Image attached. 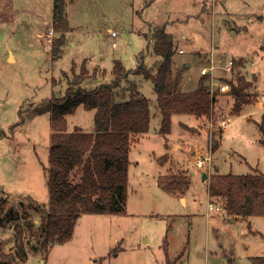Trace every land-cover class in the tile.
Returning a JSON list of instances; mask_svg holds the SVG:
<instances>
[{"label": "rangeland", "instance_id": "rangeland-1", "mask_svg": "<svg viewBox=\"0 0 264 264\" xmlns=\"http://www.w3.org/2000/svg\"><path fill=\"white\" fill-rule=\"evenodd\" d=\"M108 1L106 25L111 29L101 31L100 45L95 47L96 60L107 73L100 80L82 82L84 87L110 82L114 51L122 50L127 67L135 66L138 52H150L144 62L153 67L159 59L152 53L154 40L149 42L135 29L154 36L155 29L165 25L174 34V69L190 64L197 77L202 67L214 64L215 77L228 81L239 72L253 81L252 101L237 115L232 111L233 95L214 93L209 115L196 119L192 114H175L164 137L159 133L161 114L153 85L141 79L139 87L152 101L151 118L146 136L132 145L129 154L126 213H84L69 240L49 250L42 248V217L34 205L48 200L44 165L49 154V99L64 94L68 81L79 73L72 60L79 63L94 44L84 42L79 49L67 44L61 57H52L50 41L57 33L51 27L48 36L45 27L53 18V0H0V260L3 264H164L166 239L171 257L184 247L178 264H257L253 257L264 256V216L228 220L223 208H208L209 202L222 204L208 197L207 185L215 171L264 173L259 128L264 123V0H147L140 13L134 7L145 0ZM82 3L87 6L88 1ZM78 6L83 16L87 9ZM99 11L93 14L100 15ZM97 15L92 24L98 27ZM143 19L151 21L149 26ZM82 22L76 17L71 21ZM112 31L117 35L111 36ZM82 33H72L68 39L78 42ZM229 59L231 71L223 70ZM119 82L117 91L132 85L128 80ZM67 121L70 128L94 129V113L83 107ZM164 154L161 163L158 158ZM204 154L209 159L195 167L194 159ZM186 172L192 181L185 204L184 198L181 201L159 188L157 177Z\"/></svg>", "mask_w": 264, "mask_h": 264}, {"label": "trees", "instance_id": "trees-1", "mask_svg": "<svg viewBox=\"0 0 264 264\" xmlns=\"http://www.w3.org/2000/svg\"><path fill=\"white\" fill-rule=\"evenodd\" d=\"M52 9V28L62 32L69 30L65 0H53ZM63 42L64 33L52 41V56L58 54ZM174 51L171 34L165 30V25L159 26L154 32L153 52L162 59L155 73L140 64L133 70L153 82L161 114L159 133L164 137L170 133L173 114H192L200 119L209 115L215 101L206 74L199 77L193 90L179 88L185 65L173 70ZM122 68L121 63L115 61L114 80L86 90L81 87V82L88 71L82 63L79 73L73 74L74 78L68 81L64 94L60 97L51 95L49 99V154L44 165L48 200L34 205L42 217V248L49 250L53 245L69 240L78 218L84 213H126L129 154L139 136L148 131L151 115L148 99L138 95L133 86L124 100L116 94L114 89L124 74ZM220 80L230 85V94L234 97L232 111L238 115L242 106L252 101L253 81H247L239 72L230 81ZM51 83L54 86V82ZM80 105L85 110H94L93 131H83L78 126L68 129L66 115L73 114ZM259 128L263 135L260 141L264 145L263 121ZM217 147L215 142L213 148ZM190 184V175L184 173L160 174L157 178L159 188L172 195H184ZM207 187L209 197L221 201L226 216H264V173L261 171L247 174L215 171L209 176ZM2 219L0 217V224ZM163 247L164 264H175L183 255L184 247L171 257L166 239ZM20 254L26 258L23 249ZM253 260L264 264V256H255ZM0 264H3L1 260Z\"/></svg>", "mask_w": 264, "mask_h": 264}, {"label": "crops", "instance_id": "crops-1", "mask_svg": "<svg viewBox=\"0 0 264 264\" xmlns=\"http://www.w3.org/2000/svg\"><path fill=\"white\" fill-rule=\"evenodd\" d=\"M85 0H65V8H66V13H67V20H68V24H69V30H67V31H64V32H62V31H58V30H55L54 28H53V30H54V32L55 33H57V36H59L61 33H64V42H63V44L60 46V48H59V52H58V54L56 55V56H52V54H51V44H52V40L50 41V50H49V53L51 54V56L52 57H61V55H62V53H63V50H64V48H66V46H67V44L68 45H70V46H77V48L79 49V48H81V46L84 44V42H91V43H93L94 44V49L92 48L91 50H89V52H87L86 51V55L85 56H83V57H81V60H80V62L79 63H77L76 61H74V60H72V64L73 63H75V71L76 72H79V68H80V66H81V64H82V62L85 60L86 61V64H85V66H86V69H87V71H88V76H90V77H87V78H85L82 82L84 83V82H87L89 79H91L92 78V80H100V78H101V76H103L104 74H106L107 73V69H106V67L105 66H103L102 64H101V62L100 61H98V60H96L97 59V54L96 53H98V51L96 50V46L97 45H100L99 44V42H100V40H99V37H100V33H101V31L102 30H104V31H109L111 28H110V26H108V25H106L107 23H108V13H107V10H108V8H109V1L108 0H86V1H88V3H87V6L86 5H84L82 2H84ZM112 1H114V0H112ZM147 2V0H145V2H142L138 7H134V8H136V12L137 13H140L139 11H143V9L145 8V5L147 4L146 3ZM78 5H80V6H82L83 8H85V9H87V11H85L84 12V15L83 16H80L79 15V13H78V11H79V6ZM75 9H77V10H75ZM93 10H102V11H99L100 12V15H97V14H93ZM131 10H132V7H131ZM103 13V14H102ZM98 16V22H99V26L97 27V26H94L93 24H92V22H93V18H95V16ZM141 15V14H140ZM76 17V18H81L82 19V24H79V25H77V24H74L73 25V23H71V21H72V18L73 17ZM143 22H145L146 24H147V26H149V23H151V21H147V20H144L143 19ZM53 23V18H52V21L49 23L50 24V26L52 27V24ZM48 24V25H49ZM168 24V23H167ZM151 26H152V24H151ZM154 26V25H153ZM157 27V26H156ZM47 27H45V29H46ZM154 28V27H153ZM153 28H152V30H153ZM165 30H166V28H165ZM80 31H82L83 33H82V35L83 36H80L79 37V39H78V42H76L73 38H69L68 39V37H69V35H71L72 33H75V32H80ZM84 31H88V33H86V32H84ZM135 31L138 33V34H143V36H145V38L146 39H148V41L150 42V41H152L153 42V40H154V36L152 35L151 36V33L150 32H143L142 30H141V28L140 27H138V28H136L135 29ZM39 33H41V30L39 31ZM171 34V36H172V38L174 37V34L173 33H170ZM117 34H115V35H111V36H116ZM174 40V39H173ZM68 41V42H67ZM84 47V46H83ZM84 49V48H83ZM152 52V51H151ZM153 54H155L154 52H152ZM113 54V64H112V66H111V68H110V73H111V80H110V82L111 81H113L114 80V78H115V74H114V72H113V67H114V65H115V58H117V59H120V63H121V65H122V69L123 70H125V74H123V76H122V80H128L129 82H131V86H133V88H135V90H136V92H137V94L138 95H140V96H144L145 98H147L148 99V105H149V110H150V115H151V106H152V101H151V98H149V97H147L146 95H144L143 93H142V91H141V89H140V87H139V81L141 80V79H144V80H149L151 83H152V85H153V82L150 80V79H146V78H144L141 74H137V73H135L133 70L140 64V65H142V66H144L146 69H149L150 71H151V73L152 74H154L155 73V71H156V69H157V67H158V65L160 64V62H161V57L159 56V55H157V54H155L156 56H158L159 57V59H157L156 61H155V63L153 64V67H151V66H149V65H147L145 62H144V57L145 56H147L148 54H150V52L148 53H146V52H144V50H142V51H140V52H138V54H137V62L135 63V66H132V67H127L126 65H124V63H123V60H122V56H123V54H122V50H120L119 52H113L112 53ZM119 55V57H116V56H118ZM172 60H173V65H172V68H173V70H174V67L176 66L175 65V63H174V59L172 58ZM72 64H71V66H72ZM92 64V65H91ZM186 67H185V69H184V71L182 72V75H181V78H180V81H179V84H178V86H179V88L182 90V91H190V90H193L196 86H197V81H198V79H199V77H200V75H198L197 77L196 76H194L193 75V69L191 68V65L190 64H187V65H185ZM122 70V71H123ZM65 72V71H64ZM92 75H93V77H92ZM138 83H137V82ZM81 82V87L82 88H84V89H86V90H90V89H93V88H95V87H97V86H99L100 84H102V83H104V82H95L96 84H93V86H91V87H89V88H86V87H84ZM110 82H107V83H110ZM121 82V81H120ZM120 82H119V84H120ZM195 82V83H194ZM119 84L117 85V87H115V92H116V94L119 96V98L121 99V100H124V99H126V98H124V97H127L130 93H131V91H130V88H132V87H130L129 89H127L126 91H117V90H119L118 88H119ZM154 89V88H153ZM125 92H127L128 93V95H126V93ZM154 100H155V106L157 107V104H156V97H157V94H156V92L154 91ZM60 97V96H59ZM79 108L80 107H83L82 105H80V106H78ZM76 108V110H78L79 108ZM158 108V107H157ZM75 110V111H76ZM88 111H93V113H94V110H88ZM157 111V110H156ZM158 111H159V109H158ZM160 113V112H159ZM70 114H68V115H66V119H67V117L69 116ZM173 115H175V114H173ZM172 115V116H173ZM185 115V114H184ZM151 118V117H150ZM197 119V118H196ZM197 121V120H196ZM180 122H182L181 124H180ZM178 124L179 125H181V127H185L186 125H185V122L184 121H182L181 119L179 120V122H178ZM67 126H68V129L69 130H72L74 127H72V128H70V126L68 125V121H67ZM77 126V125H76ZM189 126H191V125H189ZM78 127H80V126H78ZM81 128V127H80ZM171 131V130H170ZM182 134H183V132H181ZM146 134H147V132L146 133H143V134H141L140 136H139V138H138V141H139V139L141 138V137H143L144 135L146 136ZM137 141V142H138ZM166 145V144H165ZM166 146H168V145H166ZM164 155H166V154H164ZM163 155V156H164ZM162 157V156H161ZM160 157V158H161ZM160 158H158V161H159V159ZM167 161L168 160H171V156H167V159H166ZM162 163V162H161ZM163 164H166L165 162L163 163ZM130 165V164H129ZM166 174H169V173H166ZM184 174H187V175H189L188 174V172H186V173H184ZM159 176V175H158ZM191 177V176H190ZM202 177H203V175H202ZM158 178V177H157ZM192 181V180H191ZM159 187V186H158ZM208 188V187H207ZM208 190V189H207ZM188 191V190H187ZM174 196H177V198L178 199H180L181 201H182V198H184V201H185V204L187 203V201H188V196H187V194L185 193L184 195H182V196H179V195H174ZM208 197H209V194H208ZM194 200H196V198L194 197ZM215 201V200H214ZM217 202V201H216ZM221 202V201H220ZM243 218H246V217H240V216H237L236 218H234V217H229V216H227V219L228 220H230V221H234V220H237V219H243ZM247 218H248V216H247ZM183 249V248H182ZM181 248H179L178 250H177V253H179L181 250H182ZM176 253V254H177ZM175 264H178V262L176 261V263Z\"/></svg>", "mask_w": 264, "mask_h": 264}, {"label": "built area", "instance_id": "built-area-1", "mask_svg": "<svg viewBox=\"0 0 264 264\" xmlns=\"http://www.w3.org/2000/svg\"><path fill=\"white\" fill-rule=\"evenodd\" d=\"M112 35H115L116 33L114 31L111 32ZM47 35L48 36H51L52 35V30H51V27L48 26L47 27ZM180 52H182L181 49H179ZM233 63V60L232 59H229L227 61V63L223 66V70H226V71H229L231 69V65ZM217 68L216 65L214 64H210L208 66H204L200 69V74H206L209 76V80H208V83H209V89H210V92L214 95V93H223V94H227V93H230V85L226 82H222L219 78H216L215 77V73H214V70ZM226 123V120H223L222 121V124H225ZM209 159V156L208 155H198L194 161H193V164L195 165V167H202L203 164ZM222 204V203H221ZM214 203H211L209 202V205H208V208L209 209H213L214 207L216 209H222L223 208V205H216Z\"/></svg>", "mask_w": 264, "mask_h": 264}, {"label": "water", "instance_id": "water-1", "mask_svg": "<svg viewBox=\"0 0 264 264\" xmlns=\"http://www.w3.org/2000/svg\"><path fill=\"white\" fill-rule=\"evenodd\" d=\"M116 57H119V55L118 56H116ZM205 176V174H203V177Z\"/></svg>", "mask_w": 264, "mask_h": 264}, {"label": "bare ground", "instance_id": "bare-ground-1", "mask_svg": "<svg viewBox=\"0 0 264 264\" xmlns=\"http://www.w3.org/2000/svg\"><path fill=\"white\" fill-rule=\"evenodd\" d=\"M12 57V56H11Z\"/></svg>", "mask_w": 264, "mask_h": 264}]
</instances>
